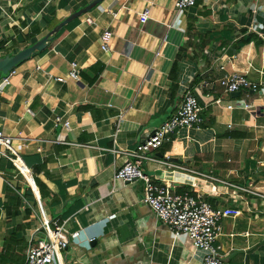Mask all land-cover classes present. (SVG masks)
<instances>
[{
	"label": "crops",
	"instance_id": "1",
	"mask_svg": "<svg viewBox=\"0 0 264 264\" xmlns=\"http://www.w3.org/2000/svg\"><path fill=\"white\" fill-rule=\"evenodd\" d=\"M91 1L0 0V56L21 51ZM175 1L104 0L2 85L0 130L15 137L33 177L22 160L25 174L0 156V264H15L13 256L23 264L29 245L46 238L43 224L55 220L78 235L69 234L53 264H203L192 241L175 237L144 201L143 180L113 181L127 157L105 150L117 124L118 148L143 142L187 89L204 120L169 135L154 155L215 179L158 162L143 169L225 213L218 238L228 264H264V0H198L178 14ZM145 8L151 17L143 23ZM106 29L114 33L108 52L101 48ZM74 61L80 82L56 81ZM235 71L259 88L226 92L219 80Z\"/></svg>",
	"mask_w": 264,
	"mask_h": 264
},
{
	"label": "built area",
	"instance_id": "2",
	"mask_svg": "<svg viewBox=\"0 0 264 264\" xmlns=\"http://www.w3.org/2000/svg\"><path fill=\"white\" fill-rule=\"evenodd\" d=\"M198 0H176L175 12H179L196 6ZM113 17H117L119 11L108 10ZM151 17V8H145L140 12V20L146 23ZM173 23L169 24L172 27ZM264 35V34H261ZM114 33L111 29H106L101 34V48L108 52L111 50ZM223 67V66H222ZM16 73L13 68L0 83L1 87L10 82V77ZM56 81L65 82L67 79L80 82L78 63L72 62L66 76L55 78ZM226 92H236L246 89L257 90V82L244 72H229L219 80ZM221 103V99L216 100ZM203 107L195 93L187 89L183 95L182 101L177 110L161 124L153 133H151L143 142L132 149H120L117 147V134L120 127L117 124L114 133L113 146L105 150L112 153H121L127 157L125 163L115 171L113 181L133 182L143 180L145 183L144 201L151 207L156 217L165 223L175 237L186 235L193 243L196 251L203 253V264H228L222 245L219 243V234L222 227V220L225 213L215 208L210 201L206 200L199 192L177 191L174 185L164 182L154 181L143 169L144 164L148 162H158L166 165L174 173H182L192 177L214 180L209 175L191 169L178 162H172L167 159L156 157L155 151L159 149L169 135L175 134L183 129H192L199 127L204 118L202 114ZM30 114L33 112L29 109ZM123 114H120V119ZM119 119V121H120ZM56 123H62V117L56 118ZM65 125L70 126V121H64ZM15 137L6 134L0 130V156L10 159L17 169L20 168L17 161L24 160L16 153L13 148ZM24 168L28 170L32 178V172L24 162ZM235 186V185H233ZM239 189L247 190L236 186ZM46 232V238L29 245L25 261L23 264H53L57 257L70 243V235L76 236L78 232L69 233L64 225L58 220L53 222V226L47 222L43 224Z\"/></svg>",
	"mask_w": 264,
	"mask_h": 264
},
{
	"label": "water",
	"instance_id": "3",
	"mask_svg": "<svg viewBox=\"0 0 264 264\" xmlns=\"http://www.w3.org/2000/svg\"><path fill=\"white\" fill-rule=\"evenodd\" d=\"M104 0H93L88 3L85 7L79 9L78 11L74 12L73 14L69 15L64 21H62L59 25L53 28L46 36H44L40 41L37 43L22 49L21 51L17 52L16 54H8L5 56H0V73L7 75L15 66H17L21 61L27 60L30 58L34 53L38 51H43L53 40V37L56 36L63 27L70 23L72 20L78 18L81 15H84L95 8L98 4L102 3ZM240 92H235V94H239ZM233 94V93H232ZM234 95V94H233ZM178 161L177 159H173Z\"/></svg>",
	"mask_w": 264,
	"mask_h": 264
},
{
	"label": "trees",
	"instance_id": "4",
	"mask_svg": "<svg viewBox=\"0 0 264 264\" xmlns=\"http://www.w3.org/2000/svg\"><path fill=\"white\" fill-rule=\"evenodd\" d=\"M94 9V8H93ZM47 34H45L44 36H46ZM44 36H42L41 38H39V39H37V40H34V41H32V42H30V43H28V45L25 47V48H27V47H29V46H31V45H33V44H35V43H37L38 41H40ZM57 36V35H56ZM56 36H54L53 37V40L56 38ZM39 52V51H38ZM38 52H36V53H38ZM36 53H34V54H36ZM8 54H10V53H7V54H5V55H8ZM13 54V53H12ZM12 54H10V55H12ZM15 54V53H14ZM5 55H3V56H5ZM23 61H21L17 66H19L21 63H22ZM17 66H15V67H17ZM6 75H4L3 73H0V79H1V77H5ZM24 195H26V194H24ZM13 260H14V262H15V264L17 263H19L20 262V260H21V258L20 257H15V256H13Z\"/></svg>",
	"mask_w": 264,
	"mask_h": 264
},
{
	"label": "rangeland",
	"instance_id": "5",
	"mask_svg": "<svg viewBox=\"0 0 264 264\" xmlns=\"http://www.w3.org/2000/svg\"><path fill=\"white\" fill-rule=\"evenodd\" d=\"M5 75V74H4Z\"/></svg>",
	"mask_w": 264,
	"mask_h": 264
}]
</instances>
